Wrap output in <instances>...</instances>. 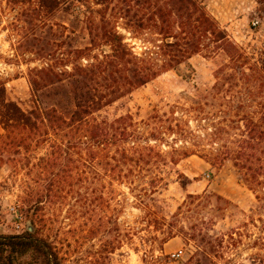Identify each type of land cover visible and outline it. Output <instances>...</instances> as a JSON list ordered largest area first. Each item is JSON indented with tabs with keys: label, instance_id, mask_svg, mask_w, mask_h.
<instances>
[{
	"label": "trees",
	"instance_id": "16d2710c",
	"mask_svg": "<svg viewBox=\"0 0 264 264\" xmlns=\"http://www.w3.org/2000/svg\"><path fill=\"white\" fill-rule=\"evenodd\" d=\"M255 1L258 12L264 15V0ZM20 2L10 0L14 6ZM131 3L133 11H127L122 19L132 33L148 32L161 38V44L154 45V50L148 48L141 57L106 17L91 23L90 43L74 46L75 38L69 36L71 41L62 49L60 45L51 48L49 42L42 44L52 29H26L19 19L12 24L11 36L19 39L12 46L17 56L29 53L45 65L30 68L36 105L31 111L11 101L7 82L0 80V124L4 130L0 133V162L15 173H24V192L33 205L31 210L39 213L46 204L71 197L73 184L82 182V169L99 160L116 162L111 167L118 182L134 187L141 184L143 192L155 194L164 184L162 173L168 163L178 164L177 160L168 161L157 145L169 144L166 136L172 134L194 146L176 151L182 158L202 155L216 167L232 162L256 194L259 211L264 212V46L248 52L237 44L201 0ZM59 7V0H40V8L24 15L46 24ZM198 55L221 59L214 86L200 93L196 102L195 118L208 124L202 127L204 136L180 123L171 125V119L166 120L170 124L166 126L157 114L148 122L152 128L144 133L131 115L113 121H100L95 116ZM47 100L53 104L46 106ZM41 150L45 151L43 156L38 155ZM217 199L232 204L220 196ZM159 221L157 218L156 223ZM261 242L264 250V237ZM216 244L223 247L218 238L209 236L206 246L198 248L210 255ZM8 249L21 256L33 252L41 264H63L53 244L30 232L0 236V254Z\"/></svg>",
	"mask_w": 264,
	"mask_h": 264
},
{
	"label": "rangeland",
	"instance_id": "374dc122",
	"mask_svg": "<svg viewBox=\"0 0 264 264\" xmlns=\"http://www.w3.org/2000/svg\"><path fill=\"white\" fill-rule=\"evenodd\" d=\"M21 1L14 6L10 0H0V80L7 82L8 98L25 111L36 106L30 68L43 67L45 61L29 53L17 56L12 46L19 39L11 34L18 19L26 29H52L42 44L49 42L54 49L69 43V36L75 38L74 46L87 45L91 23H99L102 17L116 25L140 57L161 44L159 36L148 32L133 34L122 19L134 9L131 0H59V10L46 24L24 15L40 8V0ZM201 2L237 44L248 52L263 48L264 15L258 12L255 0ZM220 64L219 58L194 56L95 116L113 121L131 115L144 133L153 126L148 124L151 118L159 115L166 126L170 125L166 120L171 119V125L180 123L204 136L202 127L208 124L195 118L196 102L200 93L214 86ZM52 104L46 101V106ZM0 133L4 134L1 124ZM166 140L169 144L157 145L168 161L177 160L178 164L168 163L162 173L164 184L155 194L143 192L141 184L134 187L118 182L111 167L116 162L99 160L82 169V182L73 184L71 197L48 203L39 213L31 210L33 205L24 192V173H15L0 162V236L23 235L33 227L31 233L57 248L63 264H264V212L259 211L256 194L234 164L216 167L202 155L182 158L176 151L193 149L192 143L172 134ZM219 196L232 204L217 199ZM198 197L201 200L192 199ZM209 236L223 242V247H211L210 255L198 248L206 246ZM194 237L196 241H190ZM0 264H41V259L33 252L21 256L8 249L0 254Z\"/></svg>",
	"mask_w": 264,
	"mask_h": 264
},
{
	"label": "water",
	"instance_id": "95a60500",
	"mask_svg": "<svg viewBox=\"0 0 264 264\" xmlns=\"http://www.w3.org/2000/svg\"><path fill=\"white\" fill-rule=\"evenodd\" d=\"M35 231V229L33 228V227H30L29 228V232L31 233V232H34Z\"/></svg>",
	"mask_w": 264,
	"mask_h": 264
}]
</instances>
